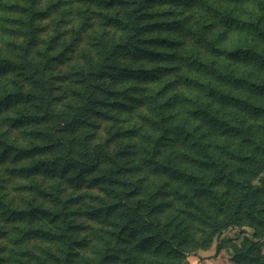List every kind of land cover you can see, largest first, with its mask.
<instances>
[{
	"label": "clouds",
	"instance_id": "1",
	"mask_svg": "<svg viewBox=\"0 0 264 264\" xmlns=\"http://www.w3.org/2000/svg\"><path fill=\"white\" fill-rule=\"evenodd\" d=\"M0 264H264V0H0Z\"/></svg>",
	"mask_w": 264,
	"mask_h": 264
}]
</instances>
